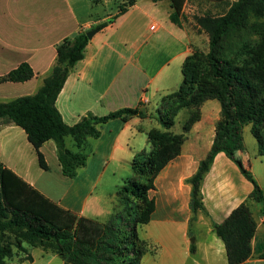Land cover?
Wrapping results in <instances>:
<instances>
[{
	"label": "crops",
	"instance_id": "crops-1",
	"mask_svg": "<svg viewBox=\"0 0 264 264\" xmlns=\"http://www.w3.org/2000/svg\"><path fill=\"white\" fill-rule=\"evenodd\" d=\"M120 1L0 0V75L23 62L36 74L24 83L0 84V103L36 94L56 63L57 46L108 22L72 68L56 106L70 126L87 115L103 117L126 108L138 109L144 117L109 120L100 126V137H87L80 149L67 137V148L86 156L85 165L73 177L62 174L54 141L40 148L49 167L44 170L25 131L0 122V162L5 167L62 208L101 221L122 210L117 190L132 176L134 157L142 151L152 152L148 134L163 130L159 122L162 98L180 87L184 62L192 55L196 41L183 20L181 25L171 21L170 1L135 0L118 15ZM200 111L201 119L188 133L181 153L159 172L154 189L148 192L155 209L150 221L138 228L139 238L147 242L139 264H229L225 244L214 225L223 223L243 203H248L257 228L252 255L242 264H264L263 205L251 199L253 183L226 153L217 154L203 180L206 212L191 209L188 180L212 148L221 105L209 100ZM183 113L189 117V110L183 109L175 124ZM246 129L251 131V126H246L243 134ZM256 145L252 151L245 146L236 157L264 190V155ZM52 163L56 178H49ZM41 178H46L48 185L41 184ZM32 250L30 263L34 264Z\"/></svg>",
	"mask_w": 264,
	"mask_h": 264
},
{
	"label": "trees",
	"instance_id": "trees-1",
	"mask_svg": "<svg viewBox=\"0 0 264 264\" xmlns=\"http://www.w3.org/2000/svg\"><path fill=\"white\" fill-rule=\"evenodd\" d=\"M168 1L173 9L171 21L181 25L187 0ZM134 2L130 0L120 6L118 15ZM199 22L209 32V52L204 59L197 52L187 57L180 87L162 98L159 122L163 130L150 131L152 152L142 151L132 160L133 174L117 190L122 210L115 217L106 221L80 217L45 197L0 162V232L2 236L6 233L15 236L14 243L0 245V264H7L6 259L13 256L14 248L26 254L20 263L32 262L30 250L41 248L58 255L65 264H139L147 242L139 238L138 228L150 221L155 209L148 192L154 189L159 172L181 153L188 133L201 119V106L209 100L220 103L221 118L210 152L188 180L192 186L191 209L194 213L206 212L202 183L217 154L224 152L253 183L251 199L262 204L264 212V190L236 157L238 151L245 149L243 129L248 125L259 154L264 155V68L256 58L250 62L244 56L247 35L256 33L264 39V0H237L224 15ZM107 24L104 22L94 29L100 31ZM88 32H79L57 46L56 63L36 94L0 103V122L12 123L25 131L44 170L49 167L40 148L48 141L55 142L62 174L66 177H73L86 163L85 155L67 148V137H72L80 149L87 137L99 138L100 126L109 120L133 115L144 117L138 109L126 108L103 117L87 115L73 126L63 120L56 101L72 68L84 58L91 40ZM35 75L29 63L23 62L0 75V84L24 83ZM183 109L189 110V117L183 131L173 133L175 118ZM256 228L248 203L240 205L223 223L214 225L225 244L229 264H242L252 255Z\"/></svg>",
	"mask_w": 264,
	"mask_h": 264
},
{
	"label": "rangeland",
	"instance_id": "rangeland-1",
	"mask_svg": "<svg viewBox=\"0 0 264 264\" xmlns=\"http://www.w3.org/2000/svg\"><path fill=\"white\" fill-rule=\"evenodd\" d=\"M130 0H122L120 1V6H122L124 3H128ZM237 0H226L223 3H217L210 0H187L182 13V20L185 23V25L189 28V30L196 36L195 41V47L193 49V53L200 54L203 59L209 52V41H210V35L207 29H205L199 22V20L205 19V18H211L215 19L222 15H224L232 3H234ZM99 10L102 9V7L98 8ZM173 12V9H172ZM264 39H262L258 34L252 33L245 37V42L247 43L246 47H244L245 50V58L248 59L250 62L254 60L255 58L260 62L261 66L264 68ZM262 42V43H261ZM188 118H185V113H183L182 117L179 119V121L176 122L174 126V131L177 133H181L183 131V125L186 122ZM250 126V125H248ZM246 127V126H245ZM244 138V145L246 146V149L248 151H252L253 148H255L257 145V141L252 135L251 131L249 129H246L243 134ZM252 145L254 147H252ZM56 169L55 165L52 163V170L49 175V178H56ZM40 183L43 185H48L49 181L46 180V178H41ZM118 204L120 202L118 201ZM7 242L14 243L15 242V236L9 233H6V235L2 236V233L0 232V245L5 244ZM43 251L41 249H33L32 253L34 254L36 262L34 264H64L63 259L59 257L58 255H55L49 251H46L47 253H42ZM45 256V258H44ZM25 258L26 254L18 252L16 248H14V254L11 258H7V264H23L26 262V264H31L29 261H25L23 263H20V258ZM53 258V259H52ZM51 259V262H50ZM29 262V263H28Z\"/></svg>",
	"mask_w": 264,
	"mask_h": 264
},
{
	"label": "water",
	"instance_id": "water-1",
	"mask_svg": "<svg viewBox=\"0 0 264 264\" xmlns=\"http://www.w3.org/2000/svg\"><path fill=\"white\" fill-rule=\"evenodd\" d=\"M96 33H97V30H96V29L89 31V32L87 33L88 38H89V39H92L93 36H94Z\"/></svg>",
	"mask_w": 264,
	"mask_h": 264
}]
</instances>
